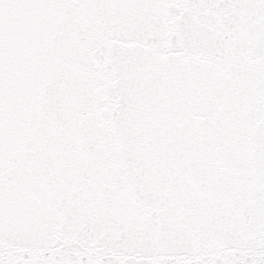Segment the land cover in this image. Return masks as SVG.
<instances>
[{
    "label": "snow or ice",
    "instance_id": "6c2138e0",
    "mask_svg": "<svg viewBox=\"0 0 264 264\" xmlns=\"http://www.w3.org/2000/svg\"><path fill=\"white\" fill-rule=\"evenodd\" d=\"M0 264H264V0H0Z\"/></svg>",
    "mask_w": 264,
    "mask_h": 264
}]
</instances>
